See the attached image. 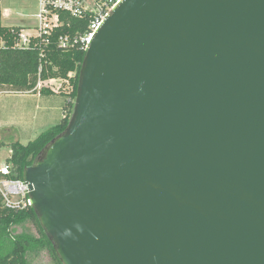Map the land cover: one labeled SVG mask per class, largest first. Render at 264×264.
Returning a JSON list of instances; mask_svg holds the SVG:
<instances>
[{
  "label": "water",
  "instance_id": "water-1",
  "mask_svg": "<svg viewBox=\"0 0 264 264\" xmlns=\"http://www.w3.org/2000/svg\"><path fill=\"white\" fill-rule=\"evenodd\" d=\"M22 178L62 264H264V0H123Z\"/></svg>",
  "mask_w": 264,
  "mask_h": 264
},
{
  "label": "trees",
  "instance_id": "trees-1",
  "mask_svg": "<svg viewBox=\"0 0 264 264\" xmlns=\"http://www.w3.org/2000/svg\"><path fill=\"white\" fill-rule=\"evenodd\" d=\"M61 17L64 19L66 15L61 14ZM78 23L67 17L55 34H74ZM86 24L85 21H81L83 29ZM11 31L16 34L20 28L13 26ZM9 32L8 28H0V36H3L7 47L0 51L1 91L38 92L44 96L61 95L65 102L63 118L55 126L25 145L15 142L9 146L12 154L5 160V164L10 168V176L7 178L22 180L23 171L34 163L41 150L61 134L68 124L85 53L75 48L59 50L51 43L43 46L41 58L38 51L13 50L11 48L13 40L8 37ZM52 41L54 42V39ZM50 80L61 82L58 92H53L47 87L35 90L39 81L44 84ZM41 253H46L53 264H62L51 241L42 230L34 210L31 207L22 211L6 209L0 196V264H32Z\"/></svg>",
  "mask_w": 264,
  "mask_h": 264
},
{
  "label": "built area",
  "instance_id": "built-area-1",
  "mask_svg": "<svg viewBox=\"0 0 264 264\" xmlns=\"http://www.w3.org/2000/svg\"><path fill=\"white\" fill-rule=\"evenodd\" d=\"M123 0H38V10L35 15L36 21L20 25V31L13 33L11 25H5L2 22L5 11L1 9L0 3V28L10 29L8 37L13 40L11 48L19 51H38L40 57H43L42 48L51 43L59 50L79 49L84 53L88 50L89 45L100 29L104 21L109 17L113 9ZM61 14L66 15L62 19ZM68 18L78 21L75 26L74 34L56 35L55 32L63 25ZM81 21H85L86 27H81ZM69 27V26H67ZM54 39V42L52 41ZM6 42L3 36H0V51L6 49ZM41 67H39V72ZM59 80H50L44 84L40 81L37 83L35 90L38 91L47 84ZM60 82V81H59ZM61 85V82H60ZM57 90L50 89L53 92ZM15 94H28L23 92H5ZM11 155L12 152L10 151ZM10 168L4 163L0 167V196L2 198L3 207L13 211H22L30 207L28 200V191L23 180H11Z\"/></svg>",
  "mask_w": 264,
  "mask_h": 264
},
{
  "label": "rangeland",
  "instance_id": "rangeland-1",
  "mask_svg": "<svg viewBox=\"0 0 264 264\" xmlns=\"http://www.w3.org/2000/svg\"><path fill=\"white\" fill-rule=\"evenodd\" d=\"M38 0H0L1 3V9L5 11L4 17L2 19V23L5 25H11V26H20V25H27L30 24L34 21H36L35 15L38 10V5H37ZM60 82L55 81L51 82L50 84H47V87H50V89L57 90L59 87ZM54 95V94H52ZM17 95L15 93H2L0 94V126L2 128L0 132V138H3L7 134V129H10L9 127V118L12 116L17 117L19 112H17L16 108L19 106V109L22 108V111H26V108L22 106L24 103H20V99L16 98ZM62 97L61 95L59 98ZM29 98V96H27ZM45 98V97H44ZM63 98V97H62ZM26 99V98H24ZM31 100L30 98L27 99ZM32 101V100H31ZM60 102H62L60 100ZM27 109L30 108L31 103H26L24 104ZM23 107L25 109H23ZM32 110V109H31ZM15 112V113H14ZM28 115L25 116L27 118H31L32 115L30 114L28 110ZM12 117V118H13ZM18 118V117H17ZM22 123L23 126L25 125V129L22 128L23 126L17 125L16 131L17 136L19 138L20 144L25 145L29 141H33L39 134L42 132L48 130L51 128L54 124L52 125H42V124H37L34 125L33 127L29 126L28 120L25 118V121H20L19 118L16 120V123ZM31 122V121H29ZM28 128V129H27ZM27 129V131H26ZM25 132V133H23ZM8 137H6L7 139ZM8 152H9V147L7 145L1 146L0 145V163L4 161V159L8 158ZM10 156V154H9ZM5 159V160H6ZM5 163V162H4ZM32 264H53L50 260V257L46 253H41L35 261H33Z\"/></svg>",
  "mask_w": 264,
  "mask_h": 264
},
{
  "label": "crops",
  "instance_id": "crops-1",
  "mask_svg": "<svg viewBox=\"0 0 264 264\" xmlns=\"http://www.w3.org/2000/svg\"><path fill=\"white\" fill-rule=\"evenodd\" d=\"M16 95H17L16 98L20 99L21 104L22 103L26 104L29 102L31 103V106L28 109L24 104H22V106H24L26 108V111H22V108L19 109V106L16 108L17 112H19V114L17 116L19 118V120L25 121V118H26L28 120L29 126H31V127H33L34 125H37V124L52 125V123L54 124L53 126H55L63 118V106H64L65 102H64V99L62 97L59 98L58 95L44 96L38 92L28 93V94H16ZM27 96H29V98L32 101L31 100L27 101V99H29V98H27ZM24 98H26V99H24ZM60 100L62 102H60ZM24 107H23V109H25ZM28 110H29L30 114L32 115V117L30 119L25 117L29 114ZM12 117L9 118L10 129H7V134L3 138H0V145L1 146L7 145L9 147L12 143H15V142L20 143L19 138L16 134L17 132L14 130L16 129L17 125L23 126V124L20 122L16 123V120H18V118L15 116L13 118ZM29 121H31V122H29ZM25 125L26 124H24V126L22 128L25 129ZM26 126H28V125H26ZM27 129H26V131H27ZM1 130H2V128L0 126V132H1ZM23 133H25V132H23ZM6 137H8V138L6 139ZM10 151L11 150L9 148V152ZM9 152H8L7 157H9ZM5 159L2 163H0V167L4 165Z\"/></svg>",
  "mask_w": 264,
  "mask_h": 264
}]
</instances>
